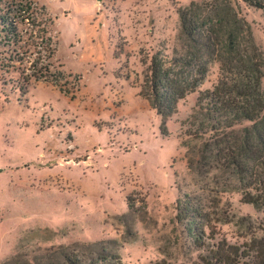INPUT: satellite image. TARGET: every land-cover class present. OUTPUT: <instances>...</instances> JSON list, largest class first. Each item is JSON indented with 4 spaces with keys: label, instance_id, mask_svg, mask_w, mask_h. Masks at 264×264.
<instances>
[{
    "label": "rangeland",
    "instance_id": "rangeland-1",
    "mask_svg": "<svg viewBox=\"0 0 264 264\" xmlns=\"http://www.w3.org/2000/svg\"><path fill=\"white\" fill-rule=\"evenodd\" d=\"M35 1L53 20L51 75L19 90L18 75L33 67L0 36V264H65L72 248L119 264H189L205 251L190 220L176 219L185 196L200 206L191 224L214 238L206 242L263 238L264 204L243 199L255 190L209 159L189 168L208 139L192 135L196 100L218 64L167 117L139 95L151 55L181 49L178 10L207 0ZM231 1L264 54V9ZM127 196L146 210L139 201L130 210Z\"/></svg>",
    "mask_w": 264,
    "mask_h": 264
},
{
    "label": "trees",
    "instance_id": "trees-1",
    "mask_svg": "<svg viewBox=\"0 0 264 264\" xmlns=\"http://www.w3.org/2000/svg\"><path fill=\"white\" fill-rule=\"evenodd\" d=\"M243 1L264 9L259 0ZM178 15L181 49H174L170 58H165L160 50L151 55L139 95L158 114L167 117L175 112L180 99L200 85L208 65L217 63L215 83L197 97L196 111L200 118L194 116L198 122L192 132L195 138L207 134L208 139L195 152L199 159L189 158V168L209 159L214 168L230 170L241 183L256 191L244 193L246 202L264 204V54L254 42L250 25L231 0L191 2L180 8ZM52 24L45 6H39L35 0H0V36L20 55L16 62L21 65L27 61L33 67L30 73L25 72L29 67L23 68L16 79L23 92L31 80L51 75L49 60L55 52L49 29ZM57 81L53 80L55 84ZM245 121L249 125L234 129ZM185 198L187 201H177L180 213L176 219L190 220L187 232L205 251L189 264H264V237L241 244H232L224 238L206 242L214 238L206 235L202 227L198 229V222L191 224L195 217L200 220V206ZM126 201L132 211H136L137 201L146 208L144 199L127 196ZM205 219L204 225L211 232L210 220ZM61 255L65 264L120 263L118 255L103 252L83 259L76 248ZM150 264L168 263L160 260Z\"/></svg>",
    "mask_w": 264,
    "mask_h": 264
}]
</instances>
